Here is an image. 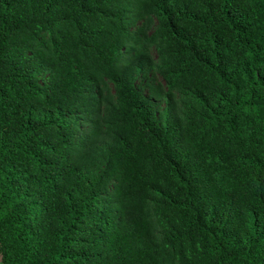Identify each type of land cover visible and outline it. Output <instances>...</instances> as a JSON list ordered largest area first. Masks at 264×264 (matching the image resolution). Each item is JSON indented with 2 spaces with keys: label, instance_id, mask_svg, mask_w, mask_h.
Listing matches in <instances>:
<instances>
[{
  "label": "trees",
  "instance_id": "obj_1",
  "mask_svg": "<svg viewBox=\"0 0 264 264\" xmlns=\"http://www.w3.org/2000/svg\"><path fill=\"white\" fill-rule=\"evenodd\" d=\"M0 264H264V0H0Z\"/></svg>",
  "mask_w": 264,
  "mask_h": 264
},
{
  "label": "rangeland",
  "instance_id": "obj_2",
  "mask_svg": "<svg viewBox=\"0 0 264 264\" xmlns=\"http://www.w3.org/2000/svg\"><path fill=\"white\" fill-rule=\"evenodd\" d=\"M157 82H161V80L160 79H157Z\"/></svg>",
  "mask_w": 264,
  "mask_h": 264
}]
</instances>
